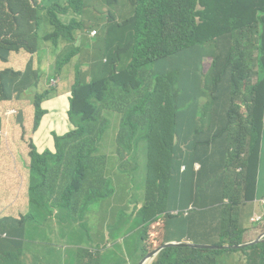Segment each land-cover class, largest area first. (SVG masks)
Wrapping results in <instances>:
<instances>
[{"label": "trees", "instance_id": "16d2710c", "mask_svg": "<svg viewBox=\"0 0 264 264\" xmlns=\"http://www.w3.org/2000/svg\"><path fill=\"white\" fill-rule=\"evenodd\" d=\"M259 6L264 7V0H0V62L7 63L11 53L24 52L47 72V81L60 79L67 85V76L72 74L74 79L67 111L74 129L54 136V154H38L26 142L28 189L34 188L35 195L28 193L27 215L0 220V264L12 263L5 243L11 242L13 227L23 229L21 238L30 240L57 213L82 220L90 207L105 212L108 197L99 189L108 183V167L125 176L128 193L134 172L145 162L148 198L135 215L142 222L143 236L136 240L138 226L127 228L126 224L107 227L110 238L101 230L94 264H138L134 258L150 253L144 229L161 217L164 242L170 243L172 205L167 198L174 190L170 183L174 172L167 164L171 159L179 160L177 174L182 164L187 168L195 162L201 165L199 176L208 194L191 200L202 212L213 215L214 232L238 229L239 208L254 200L264 183L258 177L259 148L264 142V31L258 56L245 33ZM49 54L56 59H48ZM207 59L211 66L204 72ZM68 66L73 70L65 71ZM41 78L31 61L24 73L0 72V129L3 123L12 129L23 124L28 135L36 132L45 114L42 104L52 97V90L38 91ZM243 83L247 99L224 111L220 98L228 99L231 93L237 97ZM34 90L31 104H10ZM198 100H212L222 113L210 116L212 127L199 143H193L190 135L197 128ZM7 109L15 111L9 118L4 115ZM118 112L124 116L116 121ZM225 118L226 130L217 136L214 126ZM161 145L171 147L170 154H157ZM181 150L188 152L184 161ZM16 155L0 153V165L16 162ZM35 165L44 174L42 181L36 180ZM190 177L188 172L184 199L188 197L185 188L192 187ZM8 200L9 194L0 208ZM77 207L80 213L74 217ZM227 240L231 245L240 243L233 234ZM254 248L264 256V241ZM103 250L109 255H101ZM205 252L215 256L209 249L167 247L152 264H188L191 257L197 259ZM197 264H216V259H200Z\"/></svg>", "mask_w": 264, "mask_h": 264}, {"label": "rangeland", "instance_id": "374dc122", "mask_svg": "<svg viewBox=\"0 0 264 264\" xmlns=\"http://www.w3.org/2000/svg\"><path fill=\"white\" fill-rule=\"evenodd\" d=\"M200 8V7H198ZM103 9V8H102ZM63 20H67V17H62ZM17 23H20V19L17 20ZM264 31V7H257L255 18L252 22L250 30H245L247 40H250L254 43L256 54L263 50V33ZM97 36V35H96ZM95 36V37H96ZM210 61L206 60L203 68L204 72L209 69ZM17 68L18 65L15 64ZM32 67L34 71H38L42 76L39 84V89L41 93L44 91L52 90L51 96L53 98H60L64 96V91L70 94V83L74 80L71 76H67V85L66 81L58 82V79H52L47 81L46 76L47 72L36 67L35 63L32 62ZM26 69L20 71L24 73ZM73 70L72 66L65 68V71ZM254 83V80L251 81V84ZM244 89H247L246 84L243 83L241 88L237 90V97L234 93H231L228 99L220 98L223 101L224 111H229L232 108H235L240 103L244 102L247 99V96L244 93ZM61 90V92H59ZM59 92V93H58ZM36 90L27 92L23 95L22 100L11 101V105L20 106L25 105L26 103L31 104L32 98L35 95ZM50 96V97H51ZM69 98V97H68ZM199 107V114L195 118L197 123V128L194 129V132L190 135V141L193 143H199L200 140L205 137L206 132L212 126L209 125L210 116L214 117L222 113L221 108L218 105H214L212 100H198L197 102ZM14 109V108H12ZM30 124L33 123V117L30 115ZM124 116L123 112H118L115 114L114 119L119 121ZM227 118L224 121L217 122L214 128L216 129L217 136L221 133H224L227 127ZM71 124V123H70ZM74 129L73 125H70V130ZM264 131V128H263ZM141 132L138 131L136 134L139 135ZM27 132L20 126L15 128H8L5 123L2 124L0 129V150L4 152V155L14 151L16 145L25 137H27ZM56 135V133H55ZM213 146H216V142H212ZM170 154L171 147L166 145H161L156 149L157 154ZM262 161L264 163V142L262 143ZM33 161L36 158V155H33ZM6 159V158H5ZM35 173L37 174L36 180H43L44 174L41 171V168L38 165H35ZM145 172L144 168L137 172H134L132 181L128 183L129 191L124 186L125 176L118 174L115 170L108 167L105 170V180L108 181L105 187L99 189V193L108 197L107 202L104 203L106 207L105 212L100 210H95L89 208L85 214L84 218L77 223L72 218L65 216L62 213H57L55 219L47 222L41 230L37 233L36 239L34 240V248H20L16 252L12 253L11 258H16V261L20 264H28L29 257L34 255V264H94L93 252L100 248L98 233L101 230H106L107 227H110L114 224H126L127 228L138 226L135 230L136 235L134 238L138 240L142 238L143 233L140 231L139 226L142 225V222L136 219V214L141 212V205L144 204V199H147L146 191V181H145ZM34 187V181L32 185ZM28 184L24 189L25 195L30 193L31 196L35 195V190L27 189ZM28 202V198L25 199ZM247 204L241 207L243 212ZM7 207L9 205L7 204ZM6 206L0 208V212H4L7 208ZM34 209V205L31 206ZM118 210V211H117ZM120 210V212H119ZM29 207L25 208V215L29 213ZM76 217L80 213V207L75 208ZM8 215L2 213V216ZM118 216V218H116ZM80 220V219H79ZM163 220L164 217L157 222L159 225L154 227H147L144 229L146 238L145 246L148 251H152L154 247V241L156 238H163ZM107 231V230H106ZM152 231V232H150ZM80 232V235H78ZM157 232V233H156ZM159 232V233H158ZM107 237L108 231H107ZM27 245V243H23ZM105 246H109L107 243ZM159 246V245H158ZM157 246V247H158ZM29 247V246H28ZM118 254L120 252L116 250ZM230 252H240V251H230ZM101 255H109L108 251L103 250ZM183 255V253H182ZM107 257V256H106ZM206 259H216L212 253H201L198 258L191 257L188 264H197L200 260Z\"/></svg>", "mask_w": 264, "mask_h": 264}, {"label": "crops", "instance_id": "0c3cea01", "mask_svg": "<svg viewBox=\"0 0 264 264\" xmlns=\"http://www.w3.org/2000/svg\"><path fill=\"white\" fill-rule=\"evenodd\" d=\"M46 57L52 61L56 59L52 54L46 55ZM30 61L33 62V58L26 53H11L7 63L0 62V72L5 70L20 72L23 69H26V66ZM15 64L18 65L17 68L15 67ZM58 82H60V79ZM53 96L42 104L45 114L41 120L39 128L36 132H33L25 139H22L16 145L14 151H12L17 154L16 162L8 160L0 165V202L5 201L9 194V200L7 203L9 207L6 205V210L2 212L8 215L2 216V213L0 212V220L8 217H11L13 220L20 219V217L25 216V208L29 207L28 202L25 200L28 198V193L26 195L24 193L27 184L29 187V171L27 167L30 158L26 142L28 141L32 143L38 153H43L45 151L54 153L55 147L53 136L55 133L57 136H62L72 130H70L71 124L67 115L69 108L68 97L70 94L64 91V96L60 98H53ZM24 128L28 130V126L24 125ZM0 153L2 154L1 150ZM187 154V151L183 153V161ZM2 160L3 159L1 158L0 162H2ZM178 161L179 160L177 159H171L167 164L171 167L170 171L174 172V174H172L174 176H172L170 180L174 190L167 200H169L172 205L171 212H176L180 216V218H172L168 221L167 236L170 238V242H177L178 244H182L181 247L185 248L212 250L215 253L216 264H264V256L260 255L259 250L254 248L258 243V239L264 236V224L252 225L250 223V218L253 215L264 214V205L260 203V200L264 197V183L261 184V187L256 193L259 200L252 203H246L247 205L243 212L241 208H239L237 217L238 229L230 231L229 233L216 234L214 232L215 220L213 215L211 213L206 214L202 212L193 203V200H191V197L197 198L202 195L207 196L208 194L207 184H204L205 181L199 176L201 165L195 162L200 165L198 169H195L194 163L191 167H185V169L182 170V166H185V164H182L177 174L175 170ZM188 172L191 174L189 179L192 180V187L185 188L188 197L187 199H184L182 193L184 190L185 177ZM259 177H261L264 182V166L262 163L260 164ZM248 211H251V214ZM78 221L81 220H76V222ZM44 225L45 224L37 228L35 231V237L30 240H23L21 238L23 229L13 227L14 231L10 236L11 242L5 243L8 246V251L12 254L22 247L34 248V240L36 239L37 233ZM156 225H159V223L154 222L149 225V228ZM26 230L28 231L29 229L26 228L25 231ZM78 234L80 235L79 232ZM232 234L236 235L240 240L239 244H229L227 239ZM164 235L163 231L162 243L164 241ZM1 239L6 240L8 238ZM160 242L161 239L156 238L151 252H156L159 249V246L162 245ZM222 242L224 243L221 244ZM23 243H27V245H23ZM161 250L157 251L155 254L158 255ZM142 260L143 259L138 256L133 259L134 263L139 261L138 264L141 263ZM11 264L20 263L16 261V258H13ZM28 264H34V255L29 257Z\"/></svg>", "mask_w": 264, "mask_h": 264}, {"label": "clouds", "instance_id": "9594fccd", "mask_svg": "<svg viewBox=\"0 0 264 264\" xmlns=\"http://www.w3.org/2000/svg\"><path fill=\"white\" fill-rule=\"evenodd\" d=\"M24 53V52H23ZM27 54V53H26ZM207 60H209L210 61V66H211V59H207ZM204 65V64H203ZM210 66H209V68H210ZM70 97V96H69ZM45 102V101H44ZM43 108V107H42ZM43 118V117H42ZM264 126V115H263V118H262V127ZM55 136V135H54ZM54 136H53V140H54ZM54 147H55V143H54ZM36 149V148H35ZM37 151V150H36ZM183 153L185 152V150L183 151V150H181ZM46 152V151H45ZM38 153V152H37ZM44 153V152H43ZM43 153H38V154H43ZM51 153V152H50ZM55 153V152H54ZM54 153H52V154H54ZM262 155H263V152H262V142H261V144H260V148H259V155H258V160H259V174H260V164L262 163V165L264 166V163H263V161H262ZM30 158V157H29ZM29 163H30V161H29ZM141 167H143L144 168V172H145V175H144V177H145V181H146V188L149 190V185H148V182H147V178H146V175H147V172H146V167H145V162L144 163H142L141 165H140V168H139V170L141 169ZM28 171H29V164H28ZM185 169V167L184 166H182V170H184ZM138 170V171H139ZM259 174H258V177H259ZM29 178H30V171H29ZM151 193V192H150ZM152 195V194H151ZM257 200H259V197H257V196H255V198H254V200H252V201H249V202H247V203H252V202H255V201H257ZM260 203L262 204V205H264V197H263V199H261L260 200ZM250 214H251V211H248ZM263 212V211H262ZM171 217L172 218H180V216L175 212V213H173V212H171ZM158 222V221H157ZM250 223L252 224V225H259V224H264V214H262V215H253L251 218H250ZM163 231H164V226H163ZM164 234H166L165 232H164ZM165 236V235H164ZM264 241V236H262V237H260L259 239H258V243L259 242H263ZM170 243H177V242H170ZM164 244H169V243H165L164 241H163V244L162 245H164ZM162 245H160L159 246V248L162 246ZM167 248V247H166ZM165 249V248H164ZM163 250V249H162ZM150 253H153V252H151L150 251ZM149 253V254H150ZM148 254V255H149ZM147 255V256H148ZM156 255L157 254H153L151 257H149V258H147L146 260H145V262L143 263V264H152V262L156 259ZM147 256H145L144 258H146ZM143 258V259H144Z\"/></svg>", "mask_w": 264, "mask_h": 264}, {"label": "water", "instance_id": "95a60500", "mask_svg": "<svg viewBox=\"0 0 264 264\" xmlns=\"http://www.w3.org/2000/svg\"><path fill=\"white\" fill-rule=\"evenodd\" d=\"M172 246H182V244H178V243L164 244V245H162L157 251H159V250H161V249H164V248H166V247H172ZM157 251H156V252H157ZM156 252L150 253V254H149L146 258H144V259L141 261V263H139V264H143L147 258L151 257V256H152L153 254H155Z\"/></svg>", "mask_w": 264, "mask_h": 264}, {"label": "built area", "instance_id": "2783aa9c", "mask_svg": "<svg viewBox=\"0 0 264 264\" xmlns=\"http://www.w3.org/2000/svg\"><path fill=\"white\" fill-rule=\"evenodd\" d=\"M93 35H95L94 32L92 33V36H93ZM14 113H15L14 110L7 109V110L5 111V114H4V115H5V117L9 118V117L12 116ZM183 151H184V150H183ZM194 167H195V169H198V168L200 167V165L197 164V163H195V164H194Z\"/></svg>", "mask_w": 264, "mask_h": 264}]
</instances>
